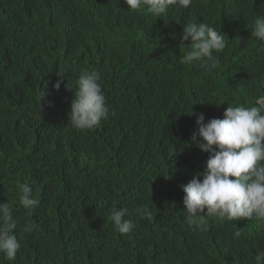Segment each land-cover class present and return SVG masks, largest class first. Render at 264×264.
Returning a JSON list of instances; mask_svg holds the SVG:
<instances>
[{"label": "trees", "instance_id": "obj_1", "mask_svg": "<svg viewBox=\"0 0 264 264\" xmlns=\"http://www.w3.org/2000/svg\"><path fill=\"white\" fill-rule=\"evenodd\" d=\"M257 15L264 0H192L160 17L123 0H0V203L20 184L38 200L14 205L21 247L0 264H264V220L189 223L180 187L209 157L192 141L197 116L222 119L264 94ZM187 23L225 34L217 68L179 62ZM84 71L98 74L109 113L77 130L68 119ZM114 203L129 209L130 233L108 219ZM143 206L152 219L135 213Z\"/></svg>", "mask_w": 264, "mask_h": 264}, {"label": "clouds", "instance_id": "obj_2", "mask_svg": "<svg viewBox=\"0 0 264 264\" xmlns=\"http://www.w3.org/2000/svg\"><path fill=\"white\" fill-rule=\"evenodd\" d=\"M128 10H143L146 15L160 17L169 6L188 8L192 0H123ZM251 36L264 42V15H257L251 22ZM190 41L188 50L179 56L184 65L199 63L208 71L217 68L220 60L214 52L226 47L225 34L206 23H187L182 27L181 42ZM63 77V73H58ZM99 76L88 71L82 72L76 80L74 98L70 103L71 127L90 130L101 120L108 118L106 97L99 83ZM58 80L54 87L58 90ZM191 113L189 115H192ZM197 129L192 141L209 157L203 172H198L186 185L183 209L189 223L198 214L206 213L221 219L240 220L255 217L264 220V94L257 95L250 106H227L223 118H212L206 123L203 114L196 119ZM197 137L199 139H197ZM202 177V179H201ZM25 210L33 209L38 200L28 184H20L18 198L0 203V253L10 261L15 260L21 244L14 233L17 220L14 205ZM142 218L152 219L150 210L140 207L134 210ZM128 208L118 210L114 203L108 219L120 234L130 233L134 228ZM34 228L31 222L23 225L24 232ZM74 229L65 233L70 237ZM260 264L261 256L257 257Z\"/></svg>", "mask_w": 264, "mask_h": 264}]
</instances>
